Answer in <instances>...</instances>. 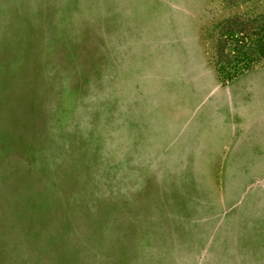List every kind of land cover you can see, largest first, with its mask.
Wrapping results in <instances>:
<instances>
[{"label":"rangeland","instance_id":"374dc122","mask_svg":"<svg viewBox=\"0 0 264 264\" xmlns=\"http://www.w3.org/2000/svg\"><path fill=\"white\" fill-rule=\"evenodd\" d=\"M224 4L0 0V264H264V63L219 76Z\"/></svg>","mask_w":264,"mask_h":264},{"label":"trees","instance_id":"16d2710c","mask_svg":"<svg viewBox=\"0 0 264 264\" xmlns=\"http://www.w3.org/2000/svg\"><path fill=\"white\" fill-rule=\"evenodd\" d=\"M236 5L237 0H225L230 11L213 19L207 29L210 61L225 80L264 63V11L257 13L248 4L245 9H233Z\"/></svg>","mask_w":264,"mask_h":264}]
</instances>
